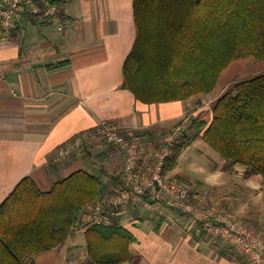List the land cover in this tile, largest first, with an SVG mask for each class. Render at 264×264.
<instances>
[{"label": "crops", "instance_id": "crops-1", "mask_svg": "<svg viewBox=\"0 0 264 264\" xmlns=\"http://www.w3.org/2000/svg\"><path fill=\"white\" fill-rule=\"evenodd\" d=\"M57 6L59 19L46 10L40 13L41 6L29 7L11 38L0 40V204L25 177L48 191L78 170L98 175L101 195H113L124 183V155L117 146L87 138L62 159L57 158L59 148L104 121L112 122L140 133L139 164L147 174L158 160L163 136L183 124L182 137L193 140L166 175L189 181L204 208L238 216L264 236V175L246 177L241 171L233 176L239 164L230 170L223 167L225 160H218L205 172L196 165L205 174L202 179L182 164L202 134L193 122L210 123L216 100L246 73L263 72L264 60L248 57L232 63L222 73L217 93L146 104L123 86L124 64L137 36L134 0H60ZM242 188V195L236 193ZM178 210L165 206L174 220L142 203L116 210V219L136 238L131 251L140 259L132 264H249L225 241L194 235L191 216ZM84 232L78 231L86 244ZM78 246L74 242L68 251ZM58 249L40 253L35 264H53Z\"/></svg>", "mask_w": 264, "mask_h": 264}, {"label": "trees", "instance_id": "trees-1", "mask_svg": "<svg viewBox=\"0 0 264 264\" xmlns=\"http://www.w3.org/2000/svg\"><path fill=\"white\" fill-rule=\"evenodd\" d=\"M134 16L137 36L123 86L143 103L210 94L235 61L264 60V0H134ZM192 125L224 158L225 169L239 164L246 177L264 175V71L235 81L213 105L211 122ZM192 140L181 137L165 174L177 167ZM101 183L88 170L60 179L48 191L29 176L22 179L0 204V264H35L40 253L61 247L81 230L87 258L80 264L138 263L140 256L131 251L136 238L116 219V209L108 223L82 219L103 197ZM190 201L198 204L192 189Z\"/></svg>", "mask_w": 264, "mask_h": 264}, {"label": "built area", "instance_id": "built-area-1", "mask_svg": "<svg viewBox=\"0 0 264 264\" xmlns=\"http://www.w3.org/2000/svg\"><path fill=\"white\" fill-rule=\"evenodd\" d=\"M46 8L48 16L59 19V9L51 0H0V40H9L17 20L29 8ZM184 126L178 124L163 136L162 148L150 173H143L139 164L142 137L135 129H125L115 123L104 121L95 130L76 136L61 146L57 158L62 159L82 147L87 138L99 137L117 146L124 155V183L115 194L103 196L88 207L85 221L93 224L109 222L111 209L128 204L142 203L166 220H174L165 211V206L178 208L191 216V232L207 234L221 239L243 255L249 264H264V236L238 216L213 212L190 201L191 184L181 178L165 174L166 160L174 152L182 137Z\"/></svg>", "mask_w": 264, "mask_h": 264}, {"label": "rangeland", "instance_id": "rangeland-1", "mask_svg": "<svg viewBox=\"0 0 264 264\" xmlns=\"http://www.w3.org/2000/svg\"><path fill=\"white\" fill-rule=\"evenodd\" d=\"M245 75H250V72L246 73ZM242 76V77H248ZM219 92L217 89L216 93ZM196 133H200L201 130L196 127ZM198 140L190 147L187 151L182 164L186 166L187 171L190 175L196 178L205 177V174L198 172L196 165L199 164V169L203 172L209 170L210 165H216L219 163L218 160H224L221 154L214 149L207 141H205L201 136H197ZM215 156V157H214ZM211 167V166H210ZM224 167V166H223ZM245 167L242 165H238V169L235 170V175L233 176H240L241 171L245 174ZM233 170V169H232ZM212 191L210 190V193ZM236 193L242 195L244 193V189L242 188L241 191H237ZM242 219V218H241ZM81 233H75L72 235L67 242L59 247L57 251V255L53 261V264H80L84 262L87 258V248L85 244V239H81ZM80 244L77 248H74L71 251H68V246L73 243ZM82 245H84L82 247Z\"/></svg>", "mask_w": 264, "mask_h": 264}]
</instances>
